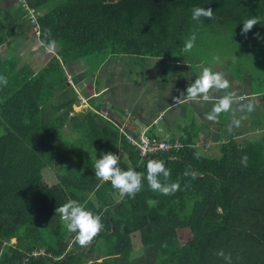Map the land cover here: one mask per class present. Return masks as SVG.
Here are the masks:
<instances>
[{"label":"trees","instance_id":"1","mask_svg":"<svg viewBox=\"0 0 264 264\" xmlns=\"http://www.w3.org/2000/svg\"><path fill=\"white\" fill-rule=\"evenodd\" d=\"M28 1L38 10L44 5L41 41L55 40L64 59L35 71L16 55L3 56L4 42L33 27L28 19L18 26L0 15V76L8 80L0 85V264H135V232L143 244L141 264H226L215 254L220 249L232 264H264V133L226 139L218 154L199 151L193 137L183 135L179 151L154 154L171 170L169 183L178 180L184 189L165 196L149 188L147 162H140L122 123L100 107L74 110L76 95L63 67L81 60L94 70L117 55L193 59L195 47L223 31L221 44L239 49L238 57L254 53L264 79V0ZM196 6L211 7L216 19L192 20ZM253 16L261 23L241 34ZM193 33L195 46L185 53ZM245 77L256 81L251 74L237 78ZM255 122L264 127L262 119ZM105 152L119 155L122 169L144 174L134 199L95 178V161ZM245 154L247 167L240 162ZM48 168L58 178L52 185L41 177ZM188 171L196 178L184 176ZM69 199L101 215L103 228L87 246L55 211ZM149 199L158 203L150 207ZM181 230H187L184 243Z\"/></svg>","mask_w":264,"mask_h":264},{"label":"crops","instance_id":"2","mask_svg":"<svg viewBox=\"0 0 264 264\" xmlns=\"http://www.w3.org/2000/svg\"><path fill=\"white\" fill-rule=\"evenodd\" d=\"M40 9L45 11L44 5ZM0 15L4 18L13 17V24L18 26L25 21L21 16L22 10L17 0H0ZM26 25L29 24L26 22ZM37 41L40 42L31 30L28 35L14 34L2 44L1 48L16 47L21 50L29 48L31 49L29 54L35 58L33 62L45 61L42 66L48 63L51 57H58L61 61L64 59L58 44L50 49L53 51L50 54L47 52L49 49L47 45L44 46L42 43L39 45ZM226 57L219 58V62L213 57L209 58L212 61L210 66L213 71H217L218 64L222 63L224 67H221L220 72L226 74ZM198 58L200 57L170 59L148 56L141 59L137 55H117L109 56L94 70H90L81 60L64 61L63 67L77 102L80 104V99L82 100L80 111L100 107L103 114L111 115L118 123L125 125L128 131L136 134L147 128L149 131L147 134L157 138L161 137L154 133L155 129L164 133L165 138L180 139L183 135H187L193 137L197 148L205 152L211 148L205 150L203 147L205 144L217 148L226 139H241L255 134L260 129L264 130L261 122L258 124L255 122L258 114L262 113L264 116V93L256 90L254 81L248 77L239 79L234 75H228L227 78L229 80L233 78L234 81L230 80L232 86L226 91L234 90L238 96L245 97L242 101L245 104L252 100L255 104L254 111L237 109L235 113H222L218 122L208 121L205 118V114L211 111L214 101L197 103L182 96V94L186 95L187 87L199 77V71L202 72L206 67ZM166 62L175 67L174 75L167 73ZM133 73L138 76L134 78ZM224 94L225 92L221 91L214 95L218 97ZM233 115L240 120V125L229 133L228 125ZM206 130H212L211 136L205 133ZM202 133H205L203 135L207 141L205 143L201 140Z\"/></svg>","mask_w":264,"mask_h":264},{"label":"clouds","instance_id":"3","mask_svg":"<svg viewBox=\"0 0 264 264\" xmlns=\"http://www.w3.org/2000/svg\"><path fill=\"white\" fill-rule=\"evenodd\" d=\"M40 11V10H39ZM41 13V12H40ZM192 20L201 21L202 19L215 20L216 16L211 7H193L191 9ZM42 14V13H41ZM261 23V18L253 16L247 18L243 22L241 34L246 35L253 27ZM34 32V31H33ZM35 34V33H34ZM47 35H51L50 30ZM36 36V35H35ZM259 37V34H256ZM196 34L193 33L184 43L182 51L187 53L195 46ZM43 45V41H41ZM55 40L49 41L47 47L52 49L55 47ZM219 62V57H214ZM8 80L5 76H0V85L7 86ZM231 81L227 78L226 74L220 71H213L211 67H204L201 75L195 79L186 89V98L194 102H208L214 101L213 107L210 112L205 114L208 121L218 122L222 113H235L237 109L240 111H254L255 104L252 100L248 103H243L245 99L243 96H238L233 91H226L231 87ZM224 91L222 96H215L217 92ZM240 120L233 115L231 123L228 125L229 133L232 132L234 127H239ZM198 158V154H197ZM120 157L113 152L102 153L100 158L96 159L94 164L95 178L102 182H110L114 189H117L120 195L134 199L135 196L143 189L144 174L136 171L133 168L127 170L119 166ZM241 164L247 167L248 156L245 154L241 157ZM184 176H191L196 178L194 172L188 171ZM171 177V170L165 166L163 161L149 160L147 163V176L146 180L149 188L156 193L170 196L174 195L177 191H182L180 182L169 183ZM189 187L188 184L185 188ZM150 207L155 206L158 201L149 199L147 201ZM56 213L60 215L61 220L64 222L67 231L76 233L75 239L81 246L89 245L93 239L99 234L103 228L102 218L100 214H94L88 210L83 204L76 200L69 199L66 203L56 208ZM218 257L222 258L226 264H232V257L230 253H225L223 249L215 253Z\"/></svg>","mask_w":264,"mask_h":264},{"label":"rangeland","instance_id":"4","mask_svg":"<svg viewBox=\"0 0 264 264\" xmlns=\"http://www.w3.org/2000/svg\"><path fill=\"white\" fill-rule=\"evenodd\" d=\"M21 10H23L21 8ZM40 10V9H39ZM40 12H44V10H40ZM226 37V35H225ZM224 41V32L221 31L220 33V36L215 38V37H211V43L209 44H203L201 46H197L194 48L193 50V54L196 55V56H199L200 58H198L200 61H202V65L203 66H207L210 65L212 63V61L209 59V58H214V57H219V58H225L227 55H230L231 57H226V67H227V72H226V76L228 75H234V76H244V75H248V74H251L253 76V78L258 81L259 83H257L256 81H254V88L256 90H260V91H263L264 93V79H263V73H262V70L261 68L257 65L253 55L254 53L250 52L249 55H247L246 53L242 52L240 53L243 54L241 57H238L236 54L237 52H239V49H235V50H231L230 48H226V40H225V43L224 44H221V42L223 43ZM38 44L40 43L39 41H37ZM216 45H215V44ZM211 44V45H210ZM40 45V44H39ZM217 45H219L220 47H218ZM31 48V47H30ZM31 49H17L16 47L13 48V49H6V48H3V52H2V55L3 56H8L9 54H13V55H16V56H19L20 57V64H24V63H28L35 71H38L43 63L45 62H33L35 58H33V56L31 54H29ZM47 52L52 54V50L50 49H47ZM23 55V57H22ZM24 56H27V58H24ZM24 58V59H23ZM53 57H51L52 59ZM50 59V60H51ZM33 60V61H32ZM242 60V62H241ZM231 62V63H230ZM92 64H98V61L97 60H92L91 62ZM172 64L170 63H167L166 62V66H167V73L168 74H171V75H174V72H176V70L174 69L175 67L174 66H171ZM217 66V65H216ZM121 67V66H120ZM220 67V68H218ZM224 67L222 63H219L218 66H217V71H222V68ZM201 70L199 71V76L201 75ZM134 78H136L138 75H135L133 73L132 75ZM230 80L233 82V78H230ZM247 81V80H246ZM263 81V83L261 82ZM264 100V99H263ZM80 104L79 102H76V104L74 105H77V107L75 108L74 106V110L75 111H80L82 110V100L80 99ZM79 104V105H78ZM261 113V112H260ZM252 118H255V117H252ZM258 119H262L263 122H264V116L263 114H258ZM256 120V119H255ZM211 132L212 130H206L205 133H207L208 135L211 136ZM154 133L161 137V138H165L166 135H164V133H161L160 131L158 130H154ZM204 133V134H205ZM264 133V130L263 129H260L258 132H256L255 134L253 135H247L241 139H244V138H252V139H258L259 137H261ZM202 133V143H205L207 142L205 140V137L203 136L204 135ZM160 138V139H161ZM207 144L203 145L204 149L206 150ZM199 151H201L200 148H197ZM210 151H213V153L215 154H218L217 152V148H210L209 150L205 151V152H210ZM149 160H157V159H149ZM148 160V161H149ZM147 161V163H148ZM41 177L49 184V185H52L53 183L57 182L58 181V178L55 174V172L51 169V168H48V169H45L42 171L41 173ZM186 231L187 230H181L180 232V240L181 242H186L188 240V236L186 234ZM16 240L15 239H12V242L14 243ZM131 242L133 244V251H134V256H135V259H137L136 263L135 264H141V256L144 255L143 252H142V247H143V244H142V241H141V235L139 232H135L133 234H131ZM34 254H37V251H34ZM143 261V260H142ZM47 264H50V263H47Z\"/></svg>","mask_w":264,"mask_h":264},{"label":"built area","instance_id":"5","mask_svg":"<svg viewBox=\"0 0 264 264\" xmlns=\"http://www.w3.org/2000/svg\"><path fill=\"white\" fill-rule=\"evenodd\" d=\"M22 9L25 10L23 17L28 19L33 27L36 37L41 43V28L39 24L40 11L34 8L28 0H17ZM121 130L127 141L139 151L140 162H147L149 159H155L154 154L158 152L179 151L184 147V143L179 139L164 138L149 136L147 129L139 131L138 134L130 132L122 125ZM208 149L209 145H206Z\"/></svg>","mask_w":264,"mask_h":264},{"label":"bare ground","instance_id":"6","mask_svg":"<svg viewBox=\"0 0 264 264\" xmlns=\"http://www.w3.org/2000/svg\"><path fill=\"white\" fill-rule=\"evenodd\" d=\"M147 129V128H146Z\"/></svg>","mask_w":264,"mask_h":264}]
</instances>
